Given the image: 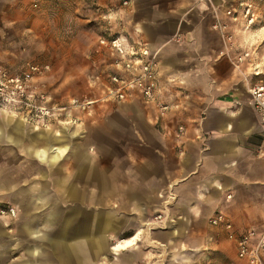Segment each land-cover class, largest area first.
Here are the masks:
<instances>
[{"label": "crops", "instance_id": "obj_1", "mask_svg": "<svg viewBox=\"0 0 264 264\" xmlns=\"http://www.w3.org/2000/svg\"><path fill=\"white\" fill-rule=\"evenodd\" d=\"M131 1L128 6L137 20L130 37L143 39L156 51L159 97L170 109L159 117L154 105L136 98L119 102L129 114L106 118L105 123L116 125V143L126 150L121 158H129L127 166L116 169L115 201L130 204L132 217L145 220L144 225L150 224L146 219L161 216L162 228L179 239L170 248L171 238L161 244L170 253L169 264H250L237 256L226 231L208 222L219 211L238 235L253 230L252 243L264 234V151L259 150L264 149V130L250 102L251 65L249 59L237 64L239 53L214 29V11L229 24L232 17L224 12L235 8L234 3L223 8L218 0ZM121 9L116 10L118 15ZM0 120V140L21 145L49 165L66 152L68 138L76 133L69 125L55 133L30 125L35 137L27 142L26 121L4 111ZM3 122L12 126L6 133ZM43 200L40 193L34 197V202ZM95 202L101 203V196ZM94 215L89 227L86 222L74 229L72 212L67 213L57 235L50 237L38 231L40 225L54 223L50 209L40 221L26 220V236H35L66 256L82 248L87 262L106 250L104 239L115 241L110 249L116 253L136 245L144 230L136 227L133 234L120 238L123 227L117 216L105 209ZM29 240L24 244L30 254L25 264H40L39 243ZM260 257L264 264V248Z\"/></svg>", "mask_w": 264, "mask_h": 264}, {"label": "rangeland", "instance_id": "obj_2", "mask_svg": "<svg viewBox=\"0 0 264 264\" xmlns=\"http://www.w3.org/2000/svg\"><path fill=\"white\" fill-rule=\"evenodd\" d=\"M231 1L234 12L227 14L224 10L232 17H225L231 22H223L222 14L214 9V29L226 44V36H232V44L228 46H232L235 54L249 51L250 69L258 66L264 78V0H218L223 8ZM131 2L0 0V63L11 73L36 66L31 83L43 95L45 104L53 107V114L30 119L25 116L26 111L0 112L26 121L24 129L29 135L33 132L30 125L48 128L53 133L60 132L63 125L76 128V133L68 138L66 152L51 165L27 154L21 145L0 140V207L12 205L17 209L15 216L0 215V264H25L30 258L24 249L29 238L39 243L40 264H169L170 253L161 244L171 238L167 243L170 248L178 242V237L162 228L160 215L146 219L148 225H144L145 220H135L130 204L115 201L112 186L116 169L120 171L127 166L129 158H121L126 150L116 143V125L105 121L129 113L109 93V88L115 86L109 76L115 70L109 48L99 40L120 33L132 36V22L137 17L128 6ZM246 5L253 13L251 23L250 15L245 16ZM116 7H122L119 15ZM88 101L91 102L86 105ZM3 123L1 128L6 133L12 126ZM38 193L43 202H34ZM99 196L101 203L95 202ZM50 209L55 212L54 223L48 227L38 225L41 228L38 231L50 237L57 235L56 229L60 228L65 214L72 212L74 218L70 224L76 229L86 222L89 227L99 209L120 220L123 227L118 234L120 238L133 234L136 227L144 230L136 245L116 253L110 249L115 241L104 239L106 250L86 262V250L82 248L76 247L74 254L66 256L47 242L26 236V220L40 221ZM197 264L202 263L197 261Z\"/></svg>", "mask_w": 264, "mask_h": 264}, {"label": "built area", "instance_id": "obj_3", "mask_svg": "<svg viewBox=\"0 0 264 264\" xmlns=\"http://www.w3.org/2000/svg\"><path fill=\"white\" fill-rule=\"evenodd\" d=\"M127 4L128 0H120ZM249 5H246V17L249 23L252 22V12ZM234 12V8L227 10V14ZM226 41L232 44V36L227 35ZM101 45L109 48L112 55L111 64L115 73L110 74V80L114 83L113 88H109V93L116 101H129L136 97L145 104L155 106L159 117L164 116L170 109V104L159 97L158 82V60L156 51L149 49L146 41L141 38H132L124 34H117L111 38H101ZM249 51H243L235 58L237 62H243L250 58ZM37 70L36 66L29 65L20 73H11L0 63V110L9 112L24 113L26 117L45 118L53 110L52 106L46 105L43 95L38 93L31 79ZM117 72V73H116ZM251 79L249 81L250 102L254 106L260 117V123L264 130V78L258 66L251 67ZM88 101L86 105H89ZM22 111V112H21ZM181 127H179V130ZM264 151L263 148L259 149ZM264 154V153H261ZM17 214L15 206L9 205L0 207V215ZM212 226L221 227L226 231L228 239L235 242L237 256L247 259L250 264H262L260 250L264 248V234L254 244L252 237L254 231L250 230L238 235L231 221L222 212H215L208 220Z\"/></svg>", "mask_w": 264, "mask_h": 264}, {"label": "water", "instance_id": "obj_4", "mask_svg": "<svg viewBox=\"0 0 264 264\" xmlns=\"http://www.w3.org/2000/svg\"><path fill=\"white\" fill-rule=\"evenodd\" d=\"M6 132H8V131H6ZM23 134L25 135L26 139L28 138L29 140H33L34 137H35V136H33V134H31V135L27 134V132H26L25 130H24ZM2 139H3V138H2ZM22 141H23V140H22ZM74 251L76 252V250H74ZM74 251H73L72 254H74ZM61 252H63V251H61ZM63 253H64V252H63Z\"/></svg>", "mask_w": 264, "mask_h": 264}]
</instances>
